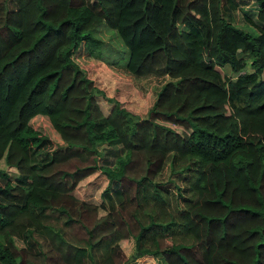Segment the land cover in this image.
<instances>
[{
  "label": "trees",
  "instance_id": "trees-1",
  "mask_svg": "<svg viewBox=\"0 0 264 264\" xmlns=\"http://www.w3.org/2000/svg\"><path fill=\"white\" fill-rule=\"evenodd\" d=\"M254 1L253 20L250 0H0V264H127V237L131 260L264 264V0ZM101 24L122 62L103 57ZM80 50L166 76L144 116L111 97L101 111ZM36 114L60 147L29 124ZM104 143L121 149L114 166L98 162ZM96 170L107 178L100 215L73 193Z\"/></svg>",
  "mask_w": 264,
  "mask_h": 264
},
{
  "label": "rangeland",
  "instance_id": "rangeland-1",
  "mask_svg": "<svg viewBox=\"0 0 264 264\" xmlns=\"http://www.w3.org/2000/svg\"><path fill=\"white\" fill-rule=\"evenodd\" d=\"M255 5V1L250 0L249 5L243 6V8L246 9V13L249 14L248 16L253 20L255 19L256 14ZM235 21L240 27L247 29L253 28L250 23L242 18L241 10H237ZM95 35L104 42V45L102 46L103 57L115 60L116 62H122L124 60V46L112 29H109L105 27L104 24H101L96 29ZM75 60L86 70V74L93 80L95 87H97V92L94 93V96L103 113L108 112L112 103L107 98L111 97L120 102L122 106L127 108L130 112L140 117L144 116L148 106L153 100L159 84L166 79V76H133L126 72L121 65L117 66L119 64H108L103 60L88 56L82 50L75 54ZM215 68L222 73L219 67ZM29 124L48 139L50 147H60L61 139L57 132L52 128L45 115H36L32 117L29 120ZM99 147L102 149L103 154L99 156L98 162L103 165L114 166L116 164L117 157L121 155L120 147L117 149L112 147L110 144L105 143L100 144ZM0 168H6L3 159L0 160ZM9 169H7V171L15 170L14 167ZM167 176L168 169L166 165H164L161 172L156 176V179L158 181H165ZM106 183V176L96 170L81 178L75 185L73 193L78 199H83L97 204L99 206L97 215H100L103 214L108 207L107 201H103L100 196V192ZM169 189L170 193H173L174 197L173 190H175V188L171 186ZM177 200L178 198L174 197V201L172 200L173 205L174 202H177ZM102 202L103 206L101 205ZM177 207H180V204ZM70 230L74 233L82 232L81 228L77 224L73 225ZM132 245L133 241L131 237L122 238L118 241V249L122 258L127 261V264H155L154 259L150 255H142L131 260L129 257Z\"/></svg>",
  "mask_w": 264,
  "mask_h": 264
},
{
  "label": "crops",
  "instance_id": "crops-1",
  "mask_svg": "<svg viewBox=\"0 0 264 264\" xmlns=\"http://www.w3.org/2000/svg\"><path fill=\"white\" fill-rule=\"evenodd\" d=\"M36 115H41V114H36ZM36 115H34V116H36ZM34 116H33V117H34ZM0 160H1V159H0Z\"/></svg>",
  "mask_w": 264,
  "mask_h": 264
}]
</instances>
